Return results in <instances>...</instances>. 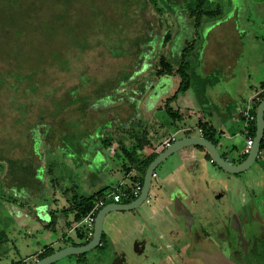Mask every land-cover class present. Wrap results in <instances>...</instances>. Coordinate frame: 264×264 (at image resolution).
Listing matches in <instances>:
<instances>
[{
	"label": "rangeland",
	"instance_id": "rangeland-1",
	"mask_svg": "<svg viewBox=\"0 0 264 264\" xmlns=\"http://www.w3.org/2000/svg\"><path fill=\"white\" fill-rule=\"evenodd\" d=\"M27 1L33 3V6L29 5L32 14L40 15L34 10L36 7H45L47 12L50 9L60 10L62 18L56 20L62 21L25 28L29 35L25 30L26 35L10 39L17 53L20 50L21 54L36 52L38 47H49L52 55L60 49L61 56L50 59L49 53L42 48V52L33 58H17L13 47H0V78L2 74L5 76V82L0 81V159L5 158L3 163L12 170L6 181L0 179V264L36 260L37 251L50 242L46 235L52 237L55 234L43 229L35 220V214L39 215L38 211L46 209V206L37 209L36 205H48L50 211L62 209L70 206L69 202L66 203L70 197H65L64 191L74 184L83 190L91 183L93 190L97 191L118 182L123 175V159L113 156L117 146L104 148L101 143L103 137L116 138L120 135L128 144L134 141V134L141 135L145 130L151 137L155 133L172 130L167 113L152 109L162 94L156 84L157 59L152 55L149 57L140 48L141 42L147 39L142 38L141 29L146 0H142L141 7L136 5V0ZM188 2L158 0V6L173 21L181 16V9L187 8ZM207 6L210 9L220 7L222 18L203 26V37L197 41L194 55L189 57L193 67L192 81L205 86L202 75L210 72L213 75L207 85L220 84L222 77L218 78L217 71L226 66L222 63L223 59H240L233 68L239 77L236 84L240 92L247 88L251 90L250 86H255V83L259 86L264 82V0H209ZM22 11L24 8L19 9V12ZM166 26L161 28L159 25V32L162 30L165 34L168 30ZM177 29L184 32V24L180 21L173 24V32ZM135 36L140 40L137 41ZM159 52L160 49L154 47L153 53ZM75 56L76 59H73ZM26 75L32 78H26ZM30 83L37 85L39 98L19 120L21 113L17 105L20 98L30 103V93L25 88ZM149 84L154 86L150 92L146 90ZM175 84L178 82L175 81ZM221 85L225 90L226 83ZM154 91H159L160 95H153ZM237 94L236 90L235 96ZM134 96H139L137 102ZM58 99L59 112H54V103ZM172 106L175 107V103ZM20 107L23 113L26 104L21 103ZM111 115L118 116V119H112ZM39 116L40 121L33 125ZM129 116L131 130L125 132L126 121L122 120ZM69 131L71 134L68 136ZM113 131L118 132L115 134ZM191 134L198 132L195 129ZM183 135L179 133L178 138ZM257 165L249 172L239 174V189L234 181L226 178L215 183V190H223L224 195L217 202L209 201L211 215L205 218L207 226L203 228L204 238L213 241L203 242L200 239L199 236L203 235L196 229V219H188L186 224L181 225L178 219L175 224L164 220L161 223L163 230L167 228L168 231L174 226L178 232L170 237H161L157 224L144 211L147 207L157 208L158 205L145 202L140 207L144 212L141 222H137L131 212H115L107 216L104 229L111 235L112 242L105 249L96 248L88 252L85 263L76 262L75 256H69L55 264H107L112 257L132 260L133 264H137L134 258L141 259L142 264H160L164 256L166 259L161 264H204L200 258L190 257L187 253L184 259L171 258L169 254L175 256L176 252L167 249L168 241H174L178 246L187 241L183 251L189 247L191 251L213 253L215 246L219 245L227 256L239 261L231 251L222 248L226 235L215 236L212 225L220 230L227 228L232 238L230 247L237 248L247 239L251 222L264 223L260 214L252 217L257 212L256 208L259 209L260 205L264 208V197L263 200L261 198L264 195V170L258 169ZM50 166L54 167L53 176L49 175ZM161 170L160 166L157 173ZM8 171L7 168L6 173ZM26 171L30 172L26 182H30L35 189L31 196L25 198L28 202L25 204L29 205L27 208L21 207L14 199L17 183L14 178L22 175L25 179ZM47 178L54 179V183ZM46 179L48 182L45 184ZM254 193L256 196L252 197ZM213 196L216 197V194ZM209 209L202 207L200 210L209 212ZM153 245L159 247V254H154ZM249 253H252L251 250ZM247 261L250 262V258Z\"/></svg>",
	"mask_w": 264,
	"mask_h": 264
},
{
	"label": "trees",
	"instance_id": "trees-1",
	"mask_svg": "<svg viewBox=\"0 0 264 264\" xmlns=\"http://www.w3.org/2000/svg\"><path fill=\"white\" fill-rule=\"evenodd\" d=\"M31 3V1L29 0ZM187 2V0H186ZM209 0H189L187 4V8L181 9V16L178 19L169 20L165 13L160 9L158 6V0H146L144 4V19H143V25H142V38L147 37L145 41H142L140 44V48L144 49L146 51V54L154 59H157V64L155 66V74L158 77L156 84L158 86V90L162 94V96L158 99L159 101L156 102L153 111H157L159 109L164 110L169 118L168 125L172 130L164 131L162 134L155 133L152 137L149 135L148 130H145L141 135H133L134 141L128 142L127 140L123 139V137H120V135H116V138H105L103 137L101 140V143L106 150L110 146H114V144H117V147L114 149V157H122L123 161L121 164V169L126 170L125 168L128 167L131 164V160L133 158V152L129 149V147L132 144H135L137 142H140L142 140H148L152 139L157 146L161 145L166 138L171 136L174 133L179 132L181 128L178 127V122L181 121L182 115L180 112L174 110V107L172 104L178 99L179 94L186 92L192 84V64L189 61V57L191 55H194V52L197 48V41H200L203 37L202 29L203 26L208 22H217L220 18H222V9L220 7H217L215 9L208 8ZM33 3L29 4L27 0H0V47H5L6 49L14 48L15 54H17V58L20 57H34L36 54H39L42 52V48L46 50L47 53L50 55V59H59V55L61 54L60 49L58 51H55V54L52 55L50 53L49 47H38V49L35 51H28L24 54H21L20 51L17 53L16 47L11 43L10 39H15L21 37L23 34L26 35L24 32L27 27L33 26V25H42V24H48V25H54L56 23H61V21H57L62 18V11L60 10H52L50 11L45 7L43 9H39V7H36L34 10L39 13V16H36L32 14L31 8L29 5H32ZM136 5L138 7L143 6L142 0H136ZM33 6V5H32ZM24 8V11L19 12V9ZM176 12H174L175 14ZM48 16H51L49 20H46ZM57 19V20H56ZM176 22H182L185 26L184 32H180L179 29L175 30L173 32V23ZM186 23V24H185ZM22 27L20 28V26ZM159 25L161 28L168 29L165 34H162V30L159 32ZM135 27L137 28V24H135ZM133 27V30L135 29ZM23 31V33H22ZM27 31V35H29V31ZM141 31V30H140ZM189 34V36H188ZM138 40H140V37L135 36ZM135 39V38H134ZM157 42V43H156ZM154 47H157L160 49V52L158 54L153 53ZM0 53H2V50L0 49ZM140 53V52H139ZM61 56V55H60ZM196 56V55H195ZM76 59V56L73 58ZM176 63L177 65H174ZM61 64V61L60 63ZM62 65V64H61ZM63 66V65H62ZM61 68V66H60ZM63 68V67H62ZM66 70V68H64ZM63 70V71H64ZM139 70V68L137 69ZM16 74V73H15ZM6 75H9L6 73ZM13 75V74H12ZM20 75V74H19ZM8 77V76H6ZM9 78V77H8ZM26 78H32L30 75H26ZM3 83L5 82V76L4 74L1 75L0 78ZM173 81V82H172ZM175 81L178 82V84H175ZM26 84V83H25ZM148 84V83H147ZM155 84V85H156ZM22 86V84H20ZM154 86L149 84L147 86V91L150 92L151 89ZM19 86L16 88L18 89ZM25 88L30 93V103H27V101L23 100V98H20V101L18 102V110L21 113L19 116V120L22 118V116H25L27 112V108L31 106L34 102H36L39 98L38 92H37V85L35 83H30V85H26ZM34 90V92H32ZM165 90V91H164ZM158 91V92H159ZM155 92V91H154ZM155 92L153 95L157 96ZM143 93V92H142ZM158 93V95H160ZM34 96L36 97L34 99ZM139 96H134L133 99L135 102L139 100ZM264 99V93L258 95L254 102L259 104ZM135 102H132L133 105ZM21 103L26 104V108L22 113V109L20 107ZM55 104V110L54 112H59L57 110V105L60 104V99H58V102ZM132 115V113H131ZM252 115L254 119L251 121L249 126V134L251 137H255L256 134V108H252ZM41 116V115H40ZM40 116L38 120L33 124L36 125L40 121ZM118 116L111 115L112 119L117 118ZM130 116L127 119L122 120V122H125L126 127H123L125 132H130ZM118 119V118H117ZM120 120V119H119ZM129 121V122H128ZM201 128L203 129V136L208 138L209 140L213 141L216 145L218 144V140L215 138L216 129L212 126H208L207 124L200 123ZM130 129V130H129ZM69 131L67 135L69 136L71 133ZM115 134H117L118 131H113ZM186 134L188 136H191V131H187ZM102 137V136H101ZM203 150H206L204 147H199ZM264 150V139L261 144V151ZM163 151V149L159 152H155L143 161H141L137 165L138 169V176L139 181L137 182H144V177L146 175V171L149 167V165L154 161V159ZM248 155V154H247ZM207 157L213 161L211 155L209 152H207ZM3 160L5 161V158L0 159V179L7 180L11 175V169L9 166L7 167L6 164L3 163ZM40 167V166H39ZM8 168V173H6V169ZM52 166L49 167V170L51 173H49L50 176L53 172ZM38 173V172H36ZM35 173V174H36ZM30 172L26 171V177L25 179L22 177V175L14 178L15 183V193L16 198L19 202V205L21 207H29L28 203L25 198H28L35 192L33 190L32 185L30 182H26L28 175ZM49 176V177H50ZM49 182L54 183V179L47 178ZM46 179V180H47ZM11 180V179H10ZM45 181V184L48 182ZM136 180V179H135ZM82 181V180H81ZM12 182V180H11ZM13 183V182H12ZM40 184V183H39ZM44 184V183H43ZM53 185V184H52ZM55 187V185H54ZM85 188V189H84ZM83 190L80 189L79 185L74 184L69 189H65L64 194L65 197H70L67 199L66 203L69 202L70 206H64L62 209H56V210H48V205H36V208L45 207L46 209L44 212H39V215L35 214V220L39 222L42 225L43 229H47L48 231H52L55 234L49 238L46 235L47 241H50L49 243L45 244L42 249L36 253L38 256V260L44 259L45 257L53 254L55 251L62 249L69 245H85L87 244L91 238H88L86 235V226L80 224L94 209V207L100 202L105 201L106 204L111 203L112 199L108 197V195L111 193V191L114 190L115 186H105L97 191H94V186L90 183L88 187H84ZM51 189V188H50ZM130 192V189H129ZM53 194V193H52ZM16 201V202H17ZM124 201H128L124 199ZM41 215V216H40ZM69 217H72L69 218ZM72 230H75L77 233V237L79 239L78 243H75L72 241L71 237L69 236L70 232ZM52 238V239H51ZM104 239H105V232L102 236L101 245L98 248H105L104 245ZM59 240L65 241L64 245H56V243ZM79 262L85 263L87 261V253L75 255ZM250 258V262L248 261V264H264V253L260 254L257 252H252L250 255L245 256V259ZM26 259L13 262V264H29L26 263Z\"/></svg>",
	"mask_w": 264,
	"mask_h": 264
},
{
	"label": "crops",
	"instance_id": "crops-1",
	"mask_svg": "<svg viewBox=\"0 0 264 264\" xmlns=\"http://www.w3.org/2000/svg\"><path fill=\"white\" fill-rule=\"evenodd\" d=\"M239 61L240 59H223L222 63L227 67L225 66L221 71H217L218 74L216 73L218 78L221 75L222 78L220 79L223 82V86L226 83L227 87L225 86V90L222 89V82L217 85H213V83L207 85V81L213 75V73L209 72L202 75L203 79H205V86H203L204 84L201 85L192 81L191 87L186 92L179 94L177 101L174 102L175 110L182 115L181 121L178 122V127L181 129L177 133H184L182 137H185L188 136L186 134L187 131L196 129L198 134L195 135H200V123L212 126L216 129L215 138L218 140L217 147L220 153L234 164H240L247 157L245 150L247 140L250 137L249 126L252 121H248V126L246 127V119L240 111L245 110L250 103L253 107L255 96L264 91V82H261L258 84L259 86H256V83L255 86L251 85V90L247 88L246 91H243L244 94L240 92V87L236 84V80L239 77L233 69ZM236 90L238 94L235 96ZM240 97L242 98L241 100ZM114 146H117V144L115 143ZM157 147L159 148L157 149ZM161 147L162 144L157 146L152 139L132 144L129 147L131 152H133L131 164L125 168L126 170L121 169L123 175L119 178L118 182L111 185L117 186L121 182H124L129 187L134 186L139 181L137 178L139 177L137 165L153 153L161 151ZM207 152V150H203L197 146H188L173 154L160 165L162 170L153 179L151 191L146 201L149 205L155 202L158 207H147L144 211L157 224L161 237H170L178 232L175 231L174 226L168 228V231L167 228L163 230L161 223L164 220H169V222L171 221L172 224H175L178 219L179 225L186 224L188 219L191 221L198 217V215L203 216L204 210L202 212L200 209L202 207L207 209L209 201H219L224 195L222 193L223 190H215L214 188L215 183L219 179L226 178L232 180L237 184V189H239L240 175L230 174L219 168L214 161L207 157ZM257 163L258 169L264 170V150L260 152L255 164ZM249 170L246 172H249ZM211 192L213 195L216 194V197L212 194V196H209ZM128 212H131V215H133L137 222L142 221L140 218L144 216V212L140 208L139 210ZM69 236L72 241L78 243L79 239L75 230H72ZM47 237L49 238L48 235ZM110 242H112L111 235L105 232V248ZM64 244L65 241L59 240L55 246ZM153 247L154 254H159V247L154 245ZM180 248H182V245L178 246L174 241H168V250L175 251ZM164 258L160 260V264L165 261L166 258ZM133 260L137 264H142L143 262L139 258H134ZM26 261V263L34 264L38 261V258L32 262H29L28 259ZM75 261L79 262L76 256ZM114 264H133V262L128 259L119 260L116 258Z\"/></svg>",
	"mask_w": 264,
	"mask_h": 264
},
{
	"label": "water",
	"instance_id": "water-1",
	"mask_svg": "<svg viewBox=\"0 0 264 264\" xmlns=\"http://www.w3.org/2000/svg\"><path fill=\"white\" fill-rule=\"evenodd\" d=\"M256 108V134L253 138V144L246 159L240 164L231 163L220 153L217 145L208 138L200 135L185 136L177 139L170 147L164 149L149 165L146 175L144 177L142 191L137 199L129 203H108L100 209L94 225V234L91 240L85 245H69L62 249L55 251L53 254L38 260L34 264H55L58 261L74 255L88 253L101 245L102 236L104 233L105 220L107 216L115 212H128L139 210V208L148 200L152 182L153 173L157 168L170 158L173 154L188 147L197 146L204 147L211 155L214 163L230 174H241L248 171L256 162L261 152V144L264 139V99L259 103H253ZM193 257L200 258L204 264H238L225 254L217 251L214 253H207L204 251H197L192 254Z\"/></svg>",
	"mask_w": 264,
	"mask_h": 264
},
{
	"label": "flooded vegetation",
	"instance_id": "flooded-vegetation-1",
	"mask_svg": "<svg viewBox=\"0 0 264 264\" xmlns=\"http://www.w3.org/2000/svg\"><path fill=\"white\" fill-rule=\"evenodd\" d=\"M256 195H255V193H254V196H252V197H255ZM263 197H264V195L263 196H261V198H262V200H263ZM208 209H209V206L207 207ZM211 209H209V212H205L204 211V215L203 216H200V215H198V217H196L195 219L197 220L196 221V229L198 230V233L199 234H202L203 235V237L202 236H199L200 237V239H202V240H204L203 242H206V241H213V240H210V239H208V238H204L206 235H204L205 233H204V230H203V228L205 227V226H207L206 225V223L204 222V220H205V218L206 217H209L208 215L211 213V211H210ZM256 210H257V212L254 214H252V217H254L256 214H260L259 216H262V217H264V208H262V206L260 205L259 206V209L258 208H256ZM219 212V211H218ZM220 213V212H219ZM212 214H213V212H212ZM211 215V214H210ZM203 218V219H202ZM251 221H252V219H250ZM203 221V222H202ZM250 221V222H251ZM198 224H200V225H198ZM221 224H223V223H221ZM214 227V228H213ZM250 231H248V236H247V239L244 241L243 240V242H242V244H240V245H238L237 246V248H231L230 246V244H231V241H232V238H231V236H230V232L227 230V228H225V229H223V230H220L216 225L214 226V225H212V228H213V230L212 231H215V233H216V235L215 236H220V235H222L223 233H225V235H226V239L223 241V246H222V248H226V250H229V251H231L232 252V254H234V255H236V257L238 258V260L239 261H235V260H233L232 258V260L233 261H235V262H237L238 264H248V261H247V259H245V256H247V255H249L250 253H249V250H251V252H257V253H260V254H263L264 253V223L263 222H261V223H254V222H251V225H250ZM212 231H210V232H212ZM230 236V237H229ZM208 237V236H207ZM182 239V238H181ZM183 241V240H182ZM252 241L255 243H253L252 244ZM250 243L252 244V245H250ZM186 244H188V242L187 241H185V242H182L181 243V245H182V248H180V249H176L175 250V256H173V255H170L169 254V256L171 257V258H173L174 259V257H179V258H183L184 259V256L186 255V253L190 256V257H193L192 256V254L193 253H195V252H197V251H199V250H196V251H191V250H189L188 248L185 250V251H183V247L186 245ZM215 250H214V252H217V251H219V252H221V253H223V254H225L222 250H220L219 249V245L218 246H215ZM202 251H204V250H202ZM204 252H206V251H204ZM213 252V253H214ZM247 252V254H245ZM207 253H210V252H207ZM244 253V254H243ZM249 253V254H248ZM226 255V254H225ZM227 256V255H226ZM227 257H229V256H227ZM194 258H198V257H194ZM230 258V257H229ZM115 259H116V257H112V259L107 263V264H114V262H115Z\"/></svg>",
	"mask_w": 264,
	"mask_h": 264
},
{
	"label": "built area",
	"instance_id": "built-area-1",
	"mask_svg": "<svg viewBox=\"0 0 264 264\" xmlns=\"http://www.w3.org/2000/svg\"><path fill=\"white\" fill-rule=\"evenodd\" d=\"M264 93V91H261L260 93L257 94L260 95ZM255 96V98L257 97ZM252 105L251 103L248 105V107L243 110L240 111L241 114H243V116L246 119V123L245 126H248V121H251L254 119L253 115H252ZM199 132L201 133L200 136H203V129L199 128ZM178 138V133H174L171 136H169L168 138H166L164 140V142L162 143V147L161 150L166 149L168 147H170ZM253 144V137H249L247 140V146H246V150L245 152L248 154L250 151V148ZM159 147H157L158 149ZM157 177V172L156 170L153 173V179ZM142 187H143V183L141 182H136L134 184V186L129 187L127 184H125L124 182H121L119 185L115 186L114 190L111 191V193L108 195V197H110L112 199L113 203H129L134 201L135 199H137L142 191ZM130 189V192H129ZM124 199L128 200V201H124ZM106 205L105 201H100L95 207L94 209L91 211V213L77 226H81V225H85L86 226V235L88 238H92L93 234H94V225H95V218L98 214V212L100 211V209L102 207H104Z\"/></svg>",
	"mask_w": 264,
	"mask_h": 264
}]
</instances>
